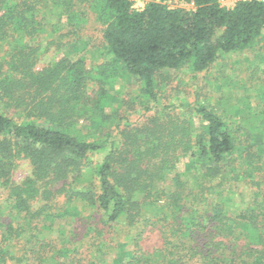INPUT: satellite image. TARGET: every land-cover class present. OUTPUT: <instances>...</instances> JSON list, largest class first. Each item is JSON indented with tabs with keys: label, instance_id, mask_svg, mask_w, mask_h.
<instances>
[{
	"label": "trees",
	"instance_id": "trees-1",
	"mask_svg": "<svg viewBox=\"0 0 264 264\" xmlns=\"http://www.w3.org/2000/svg\"><path fill=\"white\" fill-rule=\"evenodd\" d=\"M186 1L191 8L170 7L167 0H150L141 9L131 0L87 1L102 26L111 62L138 77L152 101H158L156 74L183 66L205 71L219 56L244 50L264 35V1L237 0L230 8L219 0ZM71 5L72 0H0V104L24 102L34 111L18 122L0 105V183L16 215L34 216L26 225L19 220L16 227L6 223V231L17 237L29 233V250L41 254L37 223L81 214L79 201L112 227L122 222L168 225L167 253L177 247L179 258L165 262L146 253L132 256L129 264H264V179L254 181L252 171L246 170L256 185L242 182L239 163L230 158L237 148L234 131L213 109L196 103L202 127L195 134L193 121L153 120L142 127L146 140H139L137 128L90 140L72 125L77 111L89 112L95 126L105 121L108 97L100 84L111 76L102 70L103 76L97 77L94 69L86 68L84 57L36 67L44 51L38 36L54 32L52 17H70ZM44 115L53 125L38 123ZM256 115L258 119L255 114L242 117L262 137L255 148L259 157L264 154V114ZM178 154L189 155L182 171L177 170ZM17 155L31 165V177L20 182L11 180ZM231 172L235 177L227 178ZM217 178L221 180L212 183ZM53 182L62 183L59 192L66 204L45 211L38 220L40 212H32L30 204L42 186L50 198ZM190 182L197 186L190 187ZM195 187L204 196L200 203L211 198L212 207L186 206V190ZM224 195L231 201L221 202ZM52 252L53 264H59L61 253L54 246Z\"/></svg>",
	"mask_w": 264,
	"mask_h": 264
},
{
	"label": "rangeland",
	"instance_id": "rangeland-1",
	"mask_svg": "<svg viewBox=\"0 0 264 264\" xmlns=\"http://www.w3.org/2000/svg\"><path fill=\"white\" fill-rule=\"evenodd\" d=\"M87 1L72 0L73 13L70 17L63 13L60 18L52 17L51 21L56 24L54 32L38 36L41 40V49L44 51L36 62L37 68L60 59L75 61L79 57H84L86 68L94 69L92 73L97 77L103 76L100 72L102 70H108L111 76L104 82L102 80L103 84H100L105 86L108 97L104 113L105 121L95 126L93 116L89 112L77 111L79 115L76 120L71 121L72 125L90 140L100 138L106 132L117 135L119 131H125V128H137L135 134L139 133L137 134L139 140H146L147 132L142 130L144 126L152 125L153 120L165 122L169 119L186 123L193 121L195 134L201 130L202 121L195 113L194 107L196 103L205 104L227 121L234 131L237 148L230 158H234L235 162L239 163L236 170L244 175L242 182L246 185L247 182L256 185L254 181L263 180L264 154L258 157L255 152L262 137L244 118L255 114V118L258 119L256 115L258 112L264 114V35L244 50L219 56L205 71L194 72L183 66L180 69L156 74L158 101H152L145 95L138 77L128 74L119 64L111 62L112 56L107 52L102 37V26L95 19V14ZM131 1L133 7L141 9L150 0ZM236 1L219 0L222 6L229 8ZM167 4L170 7H192V4L186 0H167ZM97 88L98 86L95 89ZM86 99L83 98L84 101ZM0 105L5 113L18 122L31 118L30 115L34 112L33 105L24 102L18 106L8 107L2 103ZM242 111L243 114H238ZM38 123L49 126L54 122L44 115ZM242 148L244 150H241ZM244 155L248 158V165L243 163ZM179 156L181 155L178 154L177 157ZM188 158V154L178 158L177 170H183ZM246 170L252 171L253 182L244 173ZM29 176L31 177L30 161L24 156L17 155L13 160L11 180L20 182ZM226 177L235 176L231 172ZM190 180L192 182V175ZM220 180L217 178L212 183ZM191 182L188 183L190 187L197 186ZM50 184H53L51 186L53 194L49 196L50 198H45L46 194L42 186L41 194L30 204L32 212H40L38 220L42 219L45 211L62 209L66 204L64 194L59 192L62 183ZM186 193L184 202L186 206L189 205L190 210L193 204L206 210L214 203L211 198L206 199L205 204L200 203L204 201L200 187L191 188L190 192L186 190ZM7 198L8 190L0 183V264H49V262L53 264L55 262L51 259L53 246L58 254L61 253L56 261L59 264H129L132 256L138 259L146 253L151 254L152 258L163 259L165 262L166 259L179 258L177 247L172 248L171 254L167 253L170 245L167 243L170 239L168 225L153 224L141 227L137 222L133 225L122 222L112 227L99 219L100 215L93 214L79 201L76 203L82 209L81 214L72 213L67 217L57 218L51 223L46 218L37 223L38 236L43 239L41 254H37L33 252L34 250H29L31 247V242L28 240L29 233L17 237L16 232L11 235V230L6 231L5 224L8 222L16 227L18 220L26 225L25 223L34 219V216L16 215ZM220 201L226 203L231 199H227L224 195L220 197ZM235 211L238 212V209ZM14 229L17 231L16 228ZM5 234H9L10 238L6 239ZM171 239L174 243L172 237ZM36 246L39 244L36 243ZM63 250L67 251L66 255Z\"/></svg>",
	"mask_w": 264,
	"mask_h": 264
},
{
	"label": "built area",
	"instance_id": "built-area-1",
	"mask_svg": "<svg viewBox=\"0 0 264 264\" xmlns=\"http://www.w3.org/2000/svg\"><path fill=\"white\" fill-rule=\"evenodd\" d=\"M260 1H264V0H260Z\"/></svg>",
	"mask_w": 264,
	"mask_h": 264
}]
</instances>
